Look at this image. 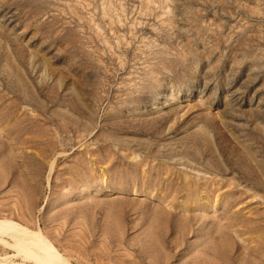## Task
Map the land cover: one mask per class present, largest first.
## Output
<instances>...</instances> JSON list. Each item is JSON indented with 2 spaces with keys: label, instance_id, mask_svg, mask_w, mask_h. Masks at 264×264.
I'll return each instance as SVG.
<instances>
[{
  "label": "rangeland",
  "instance_id": "obj_1",
  "mask_svg": "<svg viewBox=\"0 0 264 264\" xmlns=\"http://www.w3.org/2000/svg\"><path fill=\"white\" fill-rule=\"evenodd\" d=\"M0 222L66 264H264V0H0Z\"/></svg>",
  "mask_w": 264,
  "mask_h": 264
},
{
  "label": "bare ground",
  "instance_id": "obj_2",
  "mask_svg": "<svg viewBox=\"0 0 264 264\" xmlns=\"http://www.w3.org/2000/svg\"><path fill=\"white\" fill-rule=\"evenodd\" d=\"M0 227L3 228H12L16 231L20 236L23 237V240L28 242L31 246L39 250L40 252H43L45 256L50 257V259L53 261L50 264H66L62 262L58 256L54 253V251L49 248L43 241H41L39 238L29 234L28 232L24 231V229L12 226L11 224L0 222ZM24 259H31L34 261H38L34 258L33 255L26 254Z\"/></svg>",
  "mask_w": 264,
  "mask_h": 264
}]
</instances>
